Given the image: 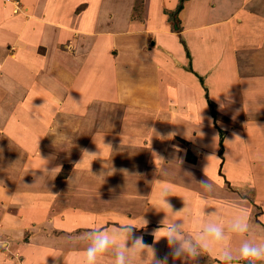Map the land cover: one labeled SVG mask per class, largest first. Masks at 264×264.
Listing matches in <instances>:
<instances>
[{"label": "rangeland", "instance_id": "obj_1", "mask_svg": "<svg viewBox=\"0 0 264 264\" xmlns=\"http://www.w3.org/2000/svg\"><path fill=\"white\" fill-rule=\"evenodd\" d=\"M154 1L65 0L63 12L57 19L50 20L45 15L60 8L64 0H0V95L4 94V101L0 103V181L3 182L0 183V240L9 244L8 249L0 251V264H56L59 261L63 264H82L83 252L91 243V234L97 230L124 237V243L129 248L133 246L134 239L142 238L149 248L132 257L131 264H154L155 260L165 256L167 264H229L221 254L222 250L231 253L230 264H264V261L250 262L241 258L237 251L245 240L264 244V207L261 205L264 203L258 202V199L264 198V193L260 198L257 195L264 183L259 181L260 185L255 190L251 187L257 203L250 200L249 192L245 191L249 186H239L244 181L251 184L248 180L253 171L258 172L261 179L264 176V103L258 101L264 98V91L261 96L254 94L256 89L252 84L246 91L247 83L238 91L235 82V77H243L244 70L250 72L253 64L242 63L234 52L252 54L253 50H258V46L252 45L257 43L252 37L255 28L251 25L252 15L247 17L250 23H245L246 26L249 24V29L237 34L235 30L228 31L221 25L236 19L234 15L230 19L226 8L228 0H218L217 3L213 0H197L196 3L195 0H186L183 7L188 12L182 14V20L179 19L180 13L174 14L178 0L172 6ZM11 2H18L17 13L11 11L14 8ZM45 2L50 4L47 6ZM215 7L222 8L223 13L218 11L217 17L223 18L224 22L209 21L213 13L211 9ZM251 9L252 4L247 12L254 13ZM53 15L57 13L53 12ZM148 16L154 20L156 29L161 28L159 24L165 25L175 34L177 43L183 41L188 46L193 67L194 49L202 54L204 59L200 69L196 66L195 69L205 78L204 83L214 90V85H217L219 91L221 85L216 80L221 74L226 75L228 83L224 88H229L227 97L216 94L215 98L211 94L212 101L216 103V125L224 131L221 157L218 154V132L205 103L204 91L188 72L189 60L181 62L185 56L182 44L180 58L172 55L171 51L162 52L160 45L157 47L162 41L155 32H147L146 48L141 50L149 52L147 58L132 55L130 59L144 66V72H140L147 78L152 75L147 67L154 65V79L168 98L163 103L160 100L159 104L157 102V111L148 121L143 118L140 125L134 126L135 134L144 135L139 139H123L127 138L122 135L126 129L134 133L130 126L122 133L108 137L117 124L122 127L118 112L109 119L110 127L104 123L97 130V138H91L92 126L87 117L104 122L105 112L102 113L99 107L105 101L95 97L93 104H87V99L83 97L87 84L95 79H89V76L99 67L95 64L100 57L94 58V64L80 77V83H76L77 69L72 57L84 65L92 51L91 46L102 41L99 34L119 36L131 31L141 33V29H146L144 26L149 23ZM193 20L202 23L201 27H193V23L190 25L189 21ZM207 21L212 26L207 27ZM257 33L260 34L258 28ZM242 37L245 46H227V41H239ZM189 39L196 48L190 47ZM50 46H54L62 58L55 54L53 64L48 58ZM104 46L98 53L107 52L113 56L119 49L105 51ZM153 50L160 53V62H156L150 54ZM5 55L10 58L5 60ZM123 61L126 62L125 59ZM23 62L24 67L23 64L17 66ZM62 62L69 67L68 77L65 76L69 82L66 92L62 90L65 78L56 91V80L49 78L52 82L47 83L48 80L42 76L48 71L59 75ZM16 67L18 72L14 69ZM255 67L256 72L260 71L258 65ZM158 71L161 75L157 74ZM220 71L223 72L220 74ZM256 72L255 75H264V69ZM37 73L38 81L34 75ZM12 74L14 78L11 79L8 75ZM140 76L141 73L132 71L126 77L133 79ZM253 79L256 78L247 80ZM88 85L96 87H90L93 90L91 97L101 96L102 87H97L95 83ZM105 85L110 86L108 83ZM71 89L75 91V101L82 99L79 107L87 109L79 118L65 106ZM12 95L18 98L15 103ZM177 96L183 97L185 102L180 104L173 100ZM121 98L115 100L116 104L126 105L129 99L125 96L122 101ZM108 100L114 106L113 99ZM18 102L21 108L35 104L34 117L37 118H25L18 126L13 124L14 121H8L7 114H11L9 112L15 109ZM253 104L261 105L260 114L250 107ZM126 110L125 115L124 111L120 115H123L122 121L128 117L129 124L133 112ZM146 110L151 115L153 110ZM22 116H25L24 113ZM45 119L51 132L45 127L29 136L27 125L45 123ZM66 123L72 127L71 133L64 132ZM15 131L21 140L12 139ZM57 134L70 136L72 140L61 145ZM102 137L106 139L99 143L98 139ZM106 143L111 148H106ZM188 151L195 163L187 162ZM85 152H98L99 155L89 156ZM56 166H60V173L55 177V174L48 176L44 169ZM102 173L105 175L100 176ZM201 181H206L207 186ZM163 188H167L171 195L167 199L173 213L166 208L161 211L158 206L159 192ZM237 216H243L248 224L244 233L231 229V221ZM209 221L222 228L224 238L205 248L201 237ZM172 225L179 226L175 231V244L168 243L165 238L156 239L165 234L161 231L155 236L159 229ZM126 227H131L132 231L122 232ZM185 242L197 248V255L192 256L185 250L181 256H174V249ZM151 249L154 251L153 260ZM117 251L116 247L106 251L98 264H113Z\"/></svg>", "mask_w": 264, "mask_h": 264}, {"label": "crops", "instance_id": "obj_2", "mask_svg": "<svg viewBox=\"0 0 264 264\" xmlns=\"http://www.w3.org/2000/svg\"><path fill=\"white\" fill-rule=\"evenodd\" d=\"M175 1L176 0H155L154 3L160 2V3L165 4V5H166V3H168V4H170L169 6H172V5H174ZM188 1L189 2L193 1L194 2V0H188ZM213 1L216 2V3L218 2V0H213ZM228 1H230V2H228V5L226 6V8H228V11H229L228 13L231 15L230 19H231L232 15H234L233 17H235L236 19H234L232 17L233 20H234V21L232 20L233 22L232 21L231 22H227L226 24L222 23L221 25L228 31L235 30V32L237 34H240V31H244L245 29H249L248 28L249 24L246 26L245 23L247 21H249L247 19L248 15H252V21L253 22L251 23V25L255 26V28L253 30V36L252 37H253V39L257 40V43L252 44V45L254 47L258 46V50H253L252 54L246 53L244 51L243 52H240V51L234 52V53H236V55H238V59L242 63L253 64V66L251 67L252 70L250 72H248L247 70H244V72H242L245 77L244 76L242 77V76H239V75H238V77H235L237 90L240 91L241 87L244 86L247 83L246 84L247 86L244 88L247 91L249 85L252 84L253 87L256 89L254 94H256V95L258 94L259 96H261V92L264 91V75H260L258 72H260L262 69H264V0H228ZM196 2H197V0H195V3ZM44 4L48 6L50 3L47 4V2H45ZM62 4L63 5H61L60 8L57 7L56 10L51 11V13L49 15H45V17L47 16L46 18L50 19V20L57 19V17L63 12V10L65 8V4H66L65 0H64V2H62ZM250 4H252V9L251 10H253L254 13H248L247 12L249 10ZM45 5H43V6H45ZM155 5H153V6L156 8ZM221 9L222 8H218V7L212 8L211 9V11L213 12L212 15H211L212 19L209 18V21L210 20L222 21L223 18H218L217 17L218 16V11H221V13H223V11ZM21 10H22V8H21ZM11 11L13 12V9H11ZM53 12H56L57 15H53ZM148 12H149V9H148ZM187 12L188 11L186 10V8L183 7V10L180 12L179 19L182 20V18H181L182 14L184 13L183 15H185ZM150 15H152V11L150 12ZM148 18H149V20H148L149 23L147 22V24L144 26L147 30L144 29L143 26L140 25L143 28V29H141V30H143V31H141V33L140 32H136V31H134V32L131 31L127 35L121 34L119 36H117L116 34H110V33H108V34H99V36H100L102 41H100L99 43L97 42L96 45L93 44V46H91V50L92 51H90V54L88 56V60L85 61L84 65H80L79 61L75 60L74 57H72V59H73L72 63H73V65H76L75 68L77 69L75 75H76V77H77V79L79 81V82L76 81V83H80V80H81L80 77H83L85 71H87L88 68H90V66H92L94 64V58L97 57V56L100 57V60L97 61V63L95 64L96 67H97V65L99 67L95 71H92L91 75L89 76L90 77L89 79H92V78H95V79L90 81L88 84L95 83V85L97 87H102V94H101V96H93V97H91V91H93V90H91L90 87L92 89H95L96 87H94V85H88L86 83L87 84V86H86L87 90H85L84 97H83V99H85V98L87 99V104L92 103L93 99H95V97H96L97 100H99V97H101V99L103 98V100L105 101V103L103 105L104 107L102 105H101V107H99L100 110L102 111V113L105 112V114H104L105 115L104 122H100L97 119H95L93 117H90V116L87 117L88 122L92 126V129H91L92 133L90 134V136H92L91 137L92 139L93 138L94 139L97 138V136H98L97 130H99V127H102V125L104 123L106 124L107 127H110L109 119L114 116L115 112H118L120 126H122V127L119 128V126L117 124V127L112 131L113 133H108V137H111L112 135L118 134V132L122 133L123 129L124 128L126 129L127 126H130L129 129H133L134 130V126L135 125H137V126L140 125V123L143 122V118L148 121L150 119V117H152V114L155 111H157V108H158L157 107L158 106L157 102L159 104V100H160L163 103L166 100V98H168L167 94H165L164 92H161L160 87L158 86L156 80L154 79V76H155V74L153 72L154 71V65H150L151 67L150 66L147 67V69H150L152 71L151 73L149 72L150 75L151 74L152 75L149 78H147V76L142 75V73L144 72V66H142V64H140V63L138 64V61L130 59V58H132V55H135L137 58L139 57V55L145 56L146 58L149 55V52L143 53V51H141V50H144L146 48V43H147V39L146 38L149 35L147 32H155L157 34V38H159L160 41H162L161 44H157V47L160 45V50L162 52H163V50H168V51L172 52V55H174L176 57L179 56L178 58H180V56H181L180 51L182 53V50H181L182 46L180 45V43H177L175 34L171 33L170 30H168V28L165 25H163V24H159V25H161L160 26L161 28L156 29L155 28L156 25H154L155 23H154V20L152 19V17L148 16ZM195 21L196 20L189 21L190 25H191V23H193L192 24L193 27L197 26V25H198V27L199 26L201 27L202 23H195ZM222 22H224V21H222ZM249 23H250V21H249ZM205 25H207V27L209 25L212 26L211 23H208V21H207V23H205ZM216 25L218 27V23ZM133 26L135 28L137 27L135 25H133ZM182 26H183V23H182ZM257 28L260 31V34L257 33ZM122 31H124V30H122ZM126 31H128V29ZM50 33H53V32H50ZM238 36L241 37L242 35L241 36L238 35ZM22 38H23V40L26 39L25 36H23ZM242 39H244V38L242 37L241 40H239V41H235V40H231L229 42L227 41V46H230L231 48H233V46H237V47L238 46H245L246 44H242L243 43ZM225 42L226 41H224V43H222V46H224ZM253 42H256V41H253ZM229 43H230V45H229ZM248 43H250V42H248ZM103 45H105L103 47V49L105 51L113 50L114 48H116V49L119 48V49L116 52H114L115 55H113V56L107 54V52H101V54H100V53H98V50ZM189 45H190V47L192 49L196 48V46L193 45L191 39H189ZM201 46H203V45L201 44ZM51 47L52 46H50L51 52H50V50H48L50 52V56L48 58H50L49 62L51 64H53L55 62V60H56L54 55L57 54V53H56V51L54 49L55 47L54 46L52 48ZM188 50H189V48H188ZM183 52H184V49H183ZM206 52H207V50H206ZM2 53H4V52H2ZM241 53H244V54L241 55ZM150 54H152L153 57L156 58L155 59L156 62L159 61L160 58H158V57L160 56V53L158 52V50H155V51L153 50V52H150ZM194 54H195V56H193V55L192 56L194 57L195 66L198 69H200V63H201V60H202L203 56L196 49H194ZM57 55L56 56L58 58H60V55L59 54H57ZM190 56H191V54H190ZM8 58H10V57L9 56L7 57L6 55L4 56L5 60H8ZM53 59H55V60H53ZM60 59H62V58H60ZM123 59H125L126 62L123 61ZM129 59L131 60L130 62H128ZM185 59H187L186 55L183 56V58L181 59L182 60L181 62L185 61ZM32 60L34 61L33 58H32ZM45 62L47 63V61H45ZM65 62H62L63 64L61 65V71L58 72L59 75H56V74H54V73H52L50 71H48L46 73V75H42L39 72V74L42 75L44 77V79L50 78L52 81H53V79L56 80V83H57L56 86H55V87H57V88H55L56 91H58V87H60V84L64 80L65 76H66V78L68 77V69H69V67L67 65L68 61H67V63H65ZM135 62H137V63H135ZM191 63H192V59H191ZM21 65H22V67H24L25 63L23 62V63H19V65L17 64V66H21ZM73 65H71V66H73ZM140 65H141V67H140ZM256 65H258V70H260L258 72L255 71L256 70V67H255ZM195 66L194 67L192 66V69L197 74L202 76V74L195 69ZM22 67H20V68H22ZM14 69L16 70V72L19 71V70H17L18 67L14 68ZM34 71L35 70H33V72ZM132 71H133V73L135 71H136V73H141V76L133 78V79L132 78L130 79V78L126 77L128 75V73H132ZM140 71H143V72H140ZM222 72L223 71H220V74ZM255 72L258 73V74L255 75ZM42 73H44V72H42ZM247 73L248 74L250 73V74H253V75L252 76L251 75H247L246 76ZM13 74H12V76L8 75V77L11 78V79L14 78ZM157 74L161 75V72L158 71ZM190 74H191V76L194 78V80L196 82L197 78L192 73H190ZM34 75L36 76L35 79H37V81H38V79H39V77L37 76L38 73L34 74ZM220 76L221 77L218 78V81L216 80V83H218L219 86L221 85L220 86L221 88H220L219 91H217L218 90L217 89L218 88L217 85H214V87L216 88V90H214V88H212L211 86L207 85V83H204L205 86L208 89V93H209L210 98H211V94L213 96H215V98H216L217 95H220L222 98L223 97H227V95H228L227 92H228L229 88L228 87L224 88L225 85H227V83H228L226 75L223 76L221 74ZM256 76H258V77H256ZM43 77H41V78H43ZM183 77H181V78H183ZM15 78H16V75H15ZM252 78H256V79H253L251 81L247 80V79H252ZM44 79H41V80H44ZM204 80H205V78H204ZM64 81H66V82H65L64 87L62 88V90L66 92V91H68L67 89H68L69 82L67 81V79L64 80ZM197 82H198V80H197ZM106 83H108V85H110V86H106L105 85ZM58 84H59V86H58ZM198 84H199V82H198ZM185 88L187 89V87H185ZM200 88H201V86H200ZM88 89H90V90H88ZM3 92H4V90H3ZM69 92H70V94L69 93L68 94L70 95V98L68 99L66 105L65 104L64 105L67 106L68 109L73 111V112H71V113H73V115H76L79 118V115H81L82 113L85 114V111L87 109H86V107H84V108L79 107V104H81V100L82 99L79 100V101H75V97H74L75 93H73L75 91H72V89H71ZM89 93H90V96H89ZM64 94L65 93H63V95ZM3 95L4 94L1 93V95H0V103L2 101H4L3 100L4 99ZM12 96L14 98L13 101L14 100L18 101V98H16L15 95H12ZM125 96L129 99V100H127V104L126 105L124 103H122V105L121 104H116L115 100H119V98L122 97L121 99H122V101H124ZM108 99H111V100L113 99L114 106H111V102H109ZM173 100H176V102H178L180 104L182 102H185V99L183 97H179V96L174 97ZM258 101L260 103L261 102L264 103V98L263 99L259 98ZM15 102L16 101H14V103ZM4 106H5V104H4ZM4 106H2V107L4 108ZM95 106H97V105H95ZM76 107H78V108H76ZM250 107H252L255 110V112L260 114L261 105L253 104ZM36 108H37L36 105L32 104V103L27 104V105H25L24 107L21 108L20 104L18 102L17 104H15V109L14 110H11L10 112L9 111H5V112L11 113V114H7V115H9L8 116V121L12 120V121H14L13 124H16L15 126H18V125H20L23 122V120H25V118L26 119H29L31 117L33 118ZM148 108L150 109V111L153 110L151 112V115H149V112L146 110ZM126 109L131 110L133 112L132 120H131V122L129 124H127L128 121H129L128 117L125 118L124 121H122L123 120L122 116L127 113ZM253 109H250V110H253ZM191 110H192V108H191ZM122 111H124V113H123V115H120V112H122ZM22 113H24L25 116H22ZM67 114H69V113H67ZM43 115H45V112H44ZM254 115H256V114H254ZM84 117H86V116H84ZM121 117H122V119L120 120ZM10 118H13V119H10ZM34 118H37V117L35 116ZM249 119H251V118H249ZM256 119H257V121L259 120L257 116H256ZM46 120L47 119H45V123L47 124ZM45 123H41V124L29 123L27 125V127H28L27 129L28 130L26 129L28 131V135L31 136V134L35 130H36V132H38V131L40 132L42 130V128H45V127H46V130L51 132V128L49 127L48 124L46 125ZM71 129H72V127L69 126V124L66 123V128L64 129V132L66 134H67V132L71 133L72 132ZM4 130L7 131V132H10V130H7L6 128ZM13 130H15V128H13ZM135 132H136V130H134V133H131L130 130L126 129L125 132L122 135H125L127 138H123V139L124 140L125 139L130 140L131 137H134V139L137 140V139H139L138 137L144 136L143 133H136L135 134ZM9 134H11V133H9ZM11 137H12V139L14 138V139L21 140V137L18 136L17 131H15L14 134L12 133ZM104 139H106V138L105 137L99 138L98 142L102 143V142H104ZM134 139H133V141H134ZM127 140H125V141H127ZM92 141H94V140H92ZM107 144L108 143H106V145ZM91 152H93V151H91ZM102 152H104V151H102ZM130 169H132V168H130ZM242 176H243V174H242ZM261 178H262V176L259 175L258 172H254L253 171L251 175L249 174V180H248V181H251L250 183L252 185L249 184V183H246V181H244L241 185H239V186H241L243 188H244V186H249V187L245 188V191L249 192L248 196H249L250 200H254L255 203H257L256 202L257 198H256V196L252 195L251 187H254V190H255V187H258L261 183H264V176H263V179H261ZM259 181H260V184H258ZM262 193H264V187H259V192L257 193L259 198L261 197ZM259 201L261 203L262 202L264 203V198L262 200L258 199V202ZM261 205H262V207H264L263 206L264 204H261ZM262 219H264V218H262ZM144 244H146V243L144 242ZM56 264H63V262L59 261L58 263L56 262Z\"/></svg>", "mask_w": 264, "mask_h": 264}, {"label": "clouds", "instance_id": "obj_3", "mask_svg": "<svg viewBox=\"0 0 264 264\" xmlns=\"http://www.w3.org/2000/svg\"><path fill=\"white\" fill-rule=\"evenodd\" d=\"M75 103V102H74ZM223 106V104H222ZM202 135V133H201ZM57 137L60 138L61 145L66 142H71L72 138L70 136H66L63 134H57ZM236 139L241 140L239 137ZM242 141V140H241ZM105 145V144H104ZM105 147L111 148L110 145H105ZM89 156H98L97 153H89L85 152ZM43 160V159H42ZM48 176H57L60 173V166H56L51 169H44ZM114 171V169H111ZM105 173H102L100 176H104ZM0 183H3L0 181ZM201 184L206 185V181H201ZM171 196L167 188L161 189L158 196V206L161 211L163 209H168L169 212L173 213V209L171 204L168 201V197ZM179 227L178 225H172L170 228H162L159 229L156 233L163 231L165 234L156 238L157 240L161 238H165L168 243L175 244V231ZM231 229L236 233H244L248 230V224L245 222L243 216L234 217L231 221ZM131 227H126L122 230V232H131ZM224 238V233L222 228L216 223L209 221L205 226V232L202 235L201 239L203 241V247L208 248L211 245H214L220 242ZM9 244L6 240H0V251H4L8 249ZM116 247L118 251L116 252L113 264H131V258L140 254L142 249H148L149 247L145 246L142 238H136L133 241V246L129 248L126 243H124V237L121 238L115 233L109 234L104 230H97L91 234V243L86 247L83 252L82 264H98L102 254H104L109 249ZM189 252L192 256L197 255V248L191 243L185 242L181 243L178 247H176L173 251L174 256H181L184 251ZM238 255L241 258L248 259L250 262L252 261H264V244L253 243L250 241H243L240 243L238 248ZM152 260L154 257V251L151 249ZM221 254L223 255L226 261L231 262L232 255L227 250H222ZM167 256L163 259L155 260L154 264H167Z\"/></svg>", "mask_w": 264, "mask_h": 264}, {"label": "trees", "instance_id": "obj_4", "mask_svg": "<svg viewBox=\"0 0 264 264\" xmlns=\"http://www.w3.org/2000/svg\"><path fill=\"white\" fill-rule=\"evenodd\" d=\"M186 0H178V6H177V9L175 10L174 14L175 15H178L182 10H183V4ZM176 32H178L176 30ZM180 44H182L183 46V49H184V52H185V55H186V58L189 60V69H188V72L192 73L198 80L201 88L203 89L204 91V99H205V102L207 104V106L209 107L210 109V116L212 118V121H213V125L214 127L217 129V132H218V136H219V147H220V151H219V156L221 157L222 156V153L221 151H223V136H224V131L220 128L217 127L216 125V103L213 102L209 96V93H208V89L207 87L205 86L204 84V79L202 76H200L199 74H197L193 69H192V65H191V56H190V53L185 45V43L183 41L180 42ZM190 153L189 151L187 152V155H186V160L187 162L189 163H195V159L193 157H190Z\"/></svg>", "mask_w": 264, "mask_h": 264}, {"label": "built area", "instance_id": "obj_5", "mask_svg": "<svg viewBox=\"0 0 264 264\" xmlns=\"http://www.w3.org/2000/svg\"><path fill=\"white\" fill-rule=\"evenodd\" d=\"M11 4L14 5L13 12H14V13H17V11L19 10V9H18V2H11Z\"/></svg>", "mask_w": 264, "mask_h": 264}, {"label": "bare ground", "instance_id": "obj_6", "mask_svg": "<svg viewBox=\"0 0 264 264\" xmlns=\"http://www.w3.org/2000/svg\"><path fill=\"white\" fill-rule=\"evenodd\" d=\"M47 80H48V81H47ZM46 81H47V83H48V82H52L49 78H47ZM43 87H44V86H43Z\"/></svg>", "mask_w": 264, "mask_h": 264}]
</instances>
